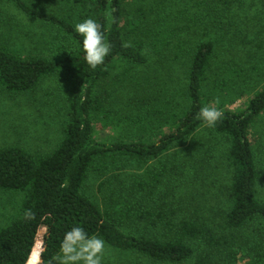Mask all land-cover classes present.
I'll return each mask as SVG.
<instances>
[{"label":"trees","instance_id":"trees-1","mask_svg":"<svg viewBox=\"0 0 264 264\" xmlns=\"http://www.w3.org/2000/svg\"><path fill=\"white\" fill-rule=\"evenodd\" d=\"M52 1L0 0V95L67 82L50 151L0 147V192L19 196L0 264H51L92 239L141 257L129 264H264V0H187L203 10L189 31H174L169 0ZM177 64L181 101L143 95L147 68ZM118 101L170 125L153 142L104 143L93 118ZM91 174L102 207L84 192Z\"/></svg>","mask_w":264,"mask_h":264},{"label":"rangeland","instance_id":"rangeland-1","mask_svg":"<svg viewBox=\"0 0 264 264\" xmlns=\"http://www.w3.org/2000/svg\"><path fill=\"white\" fill-rule=\"evenodd\" d=\"M26 1L41 9L44 7L40 5H46L45 0ZM128 1L138 2V0ZM153 1L141 0V6L145 7L146 4ZM167 6L171 11L175 23L173 25L174 31H178L184 24L188 25L187 30L189 31L193 23H196L198 15L203 14L202 9V11L196 12L198 8L194 7L193 1L169 0ZM187 6L191 7L190 11H188ZM194 12L198 15L193 16ZM247 12L250 15L253 14L254 8H248ZM236 14L241 18L244 17L242 10L236 11ZM129 29V27H126L124 32L128 33ZM182 36L187 37L184 33L180 34V38ZM131 37L134 38L135 36ZM51 53L56 56L54 52ZM185 68L184 64L174 65L167 71L162 70L157 65L147 68L148 71L145 78H143V82L148 84L150 90L149 92L144 90L143 95H151V97H155L156 95L181 101V95H185L186 87ZM112 80L113 73L104 81H101L98 88L108 90L112 84ZM141 81L139 79L135 80V82ZM102 83H104V86H102ZM66 90L67 82L64 77H61L45 81L39 92L33 95L23 94L12 97L0 95V147L19 145L32 153L50 151L53 145L60 139L59 127L65 113ZM100 92H98L99 95ZM243 101H236L229 106V109L242 106ZM143 105L144 103L141 104V106ZM148 109L147 106H144L139 112L129 114V110L119 101L113 108L110 105L105 113L102 111L98 112L93 118L96 137L104 143H111L117 140H140L144 143L155 141L161 136L162 131H165L170 125V121L164 126L165 122L162 124L163 120L159 121L162 116L156 115L154 118L148 119L149 117H145V113L149 112L147 111ZM124 111L128 113L123 114ZM131 115L138 116L131 121ZM140 118L143 119L142 122L138 121ZM130 126H134L137 134L134 133V130L131 131L132 128ZM176 151H181V147L171 150L168 154L170 156L169 159L174 158L172 154ZM161 161L166 162L164 159ZM157 162L159 163V161ZM176 162H180L177 156ZM153 165L159 167L157 163H153ZM165 166L169 167V177L172 173L175 175L177 171L173 169V166L170 167V163H166ZM132 171L136 170L134 168L130 169L125 174L130 175ZM98 182L96 174H91L85 184L84 192L94 203L97 205L101 204L100 206L102 207ZM18 205L19 196L13 193L0 192V225L5 224L6 217L16 212ZM140 259L141 257L137 255L126 252L122 253L106 246L98 239H92L69 246L59 253L51 264H129L134 260L140 262ZM143 261L146 264L145 259Z\"/></svg>","mask_w":264,"mask_h":264}]
</instances>
